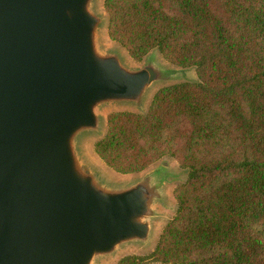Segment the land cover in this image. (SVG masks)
Here are the masks:
<instances>
[{
    "label": "water",
    "instance_id": "water-1",
    "mask_svg": "<svg viewBox=\"0 0 264 264\" xmlns=\"http://www.w3.org/2000/svg\"><path fill=\"white\" fill-rule=\"evenodd\" d=\"M98 1L0 0V264H105L164 218L155 209L178 177L168 157L116 180L82 140L105 136L103 107L145 114L153 90L196 70L158 49L141 65L101 50Z\"/></svg>",
    "mask_w": 264,
    "mask_h": 264
},
{
    "label": "trees",
    "instance_id": "trees-1",
    "mask_svg": "<svg viewBox=\"0 0 264 264\" xmlns=\"http://www.w3.org/2000/svg\"><path fill=\"white\" fill-rule=\"evenodd\" d=\"M108 35L137 62L154 49L197 81L145 114L108 115L95 152L135 174L164 157L188 175L149 256L117 264H264V0H105Z\"/></svg>",
    "mask_w": 264,
    "mask_h": 264
},
{
    "label": "rangeland",
    "instance_id": "rangeland-1",
    "mask_svg": "<svg viewBox=\"0 0 264 264\" xmlns=\"http://www.w3.org/2000/svg\"><path fill=\"white\" fill-rule=\"evenodd\" d=\"M104 1L105 0H100L98 1V5L96 6V8L98 9V11L104 15L105 12V7H104ZM104 13V14H103ZM98 42L100 44V48L103 51H110L113 50L115 47L119 48V50L125 54V57L131 64H139L140 65L143 62H137L135 60H133L130 55L127 53V51L119 44V43H115L113 40H110L109 35H108V26H106L105 28L99 30L98 33ZM162 56V55H161ZM161 62L167 64V65H171L173 66V64H171L170 62H168L167 60H165L163 57H159L158 58ZM176 66V65H175ZM197 79V75L196 72L194 70H190L187 72V75L185 77L181 78V81H187V80H196ZM161 87H159L158 89L156 88L155 90H153V95L154 93H156V91H158ZM152 100V99H151ZM150 106V105H149ZM148 106V108H149ZM122 111H133L130 108H120V107H109V106H105L101 109V112L103 114V125H104V130H103V134H106L107 131V117L109 114L113 113V112H122ZM145 111H147V108L145 109ZM101 137V136H100ZM102 138V137H101ZM99 140L98 137L96 138H86L84 137L82 140V147L84 148V150L87 153V157L90 158L98 167H100L101 169L107 171L110 178L112 179H116V180H122V181H130L135 179L136 177L140 176L141 174L138 175H134V174H119L118 172L114 171L113 169H110L104 162L103 160L98 156V154H96L95 152V144L96 142ZM167 160H169V164H170V173L173 174H177L178 177L177 179L170 183L167 188H166V196L164 197V204L163 205H159L156 207V213H158V215H163L164 218L160 219L158 221V223L156 224L155 229L153 230L152 234L150 235L149 239L147 241L144 242H137L134 243L133 246H131L130 248L126 249L127 251L122 253L119 258L117 256H114L111 259L106 260L105 264H117L118 261L126 256L129 255H136V256H149L151 255L156 246L157 243L159 241V237L160 234L162 232V229L165 227V225L171 220V218L175 215L176 211H177V201L175 199L174 196V190L175 188L181 184L184 183L186 181V173L182 172V170H184L183 168L180 167L179 163L177 161H175L173 158H167ZM160 166V163L154 164L151 169L157 168ZM180 175H179V174ZM149 264H162V263H157V262H150Z\"/></svg>",
    "mask_w": 264,
    "mask_h": 264
}]
</instances>
